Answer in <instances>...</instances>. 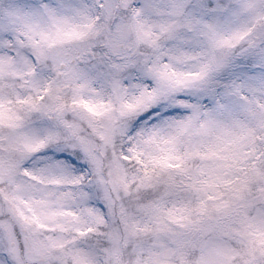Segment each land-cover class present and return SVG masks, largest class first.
I'll return each mask as SVG.
<instances>
[{
  "label": "snow or ice",
  "instance_id": "1",
  "mask_svg": "<svg viewBox=\"0 0 264 264\" xmlns=\"http://www.w3.org/2000/svg\"><path fill=\"white\" fill-rule=\"evenodd\" d=\"M0 264H264V0H0Z\"/></svg>",
  "mask_w": 264,
  "mask_h": 264
}]
</instances>
